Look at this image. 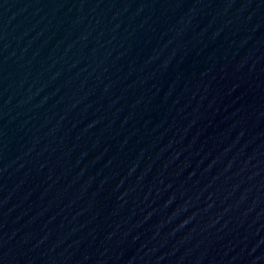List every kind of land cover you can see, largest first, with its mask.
I'll use <instances>...</instances> for the list:
<instances>
[{
    "label": "water",
    "instance_id": "obj_1",
    "mask_svg": "<svg viewBox=\"0 0 264 264\" xmlns=\"http://www.w3.org/2000/svg\"><path fill=\"white\" fill-rule=\"evenodd\" d=\"M0 264H264V0H0Z\"/></svg>",
    "mask_w": 264,
    "mask_h": 264
}]
</instances>
